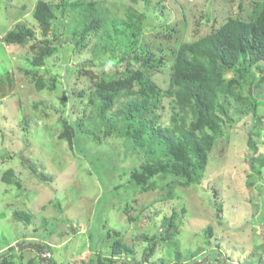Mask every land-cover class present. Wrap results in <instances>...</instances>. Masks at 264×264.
Segmentation results:
<instances>
[{"label":"rangeland","instance_id":"rangeland-1","mask_svg":"<svg viewBox=\"0 0 264 264\" xmlns=\"http://www.w3.org/2000/svg\"><path fill=\"white\" fill-rule=\"evenodd\" d=\"M44 1L54 11L57 40L38 29L32 16L36 0H0V257H7L0 264H28L29 259L43 264L40 256L46 250L37 248L43 243L53 264H99L97 256L109 254L116 238L131 249L113 264H170L176 253L181 264H248L253 255L264 258L259 246L264 243V104L254 108L231 96L221 98L232 121L223 118V132L198 183L175 186L171 197L158 188L131 187L142 158L120 137L98 142L82 130L87 96L79 94L91 87L85 70L101 75L123 69L125 61L99 63L114 60L123 48L103 52L98 32L76 42L82 6L69 5L97 1L99 15L119 25L129 5L142 13L147 24L135 52L158 56L157 69L149 74L165 88L178 45L204 35L227 16L247 18L253 0ZM63 3L69 5L64 12ZM20 20L35 31L33 40L7 43L4 35ZM46 37L52 49L36 66L30 45ZM38 75L45 81L42 90L35 87ZM242 93L264 102V70L254 83H244ZM168 101L163 99L160 110L165 121ZM62 117L75 127L72 144L59 138ZM249 135L257 146L254 152L248 149ZM9 168L19 184L2 180ZM174 211L177 232L169 236ZM19 212H26L29 220L18 218ZM151 242L153 250L144 258Z\"/></svg>","mask_w":264,"mask_h":264},{"label":"trees","instance_id":"trees-1","mask_svg":"<svg viewBox=\"0 0 264 264\" xmlns=\"http://www.w3.org/2000/svg\"><path fill=\"white\" fill-rule=\"evenodd\" d=\"M130 1L136 3L137 0ZM69 5L74 8L82 6V28L74 35V40L81 42L87 33L98 32L103 40V52L123 48L120 55L113 56L114 60L102 59L99 63L119 65L126 62L123 69H116L112 74L84 71L89 75L91 87L79 92L81 96H87L85 101L81 99L86 107L82 113V130L89 131L91 138L98 142L110 136L120 137L142 158L130 178L131 187L142 191L158 188L171 197L175 186L187 187L198 183L210 150L223 132V118L232 121L221 98L226 100L227 96H231L243 104H253L254 108L264 104L251 94L242 93L244 83H254L257 73L264 70L260 64L264 62V0L252 1L247 18L227 16L204 35L181 42L176 49L165 88L160 87L149 74L157 69L158 56L135 52L141 28L147 24L142 13L129 5L123 25H119L113 18L99 15L97 1L86 4L73 2ZM68 6L63 3L62 11H67ZM32 16L44 36L52 35L58 39L57 26L52 25L55 14L47 1L36 0ZM106 25L110 26L107 30ZM101 29L102 32H99ZM34 33L20 20L6 32L3 40L10 44H24L33 40ZM30 48L33 64L40 66L52 49L51 40L46 37L34 41ZM138 62H141L139 66L136 65ZM143 68H147V72ZM227 71H232L233 75L226 77ZM34 81L37 90L45 87L41 75L36 76ZM164 98L169 99L167 121L163 120L160 112L164 108ZM61 123L63 129L59 138L72 144V140L77 139L74 125L63 117ZM248 142V149L256 151V143L250 135ZM13 173L12 169H7L1 176L2 180L19 184L13 178ZM16 216L29 220L26 212H19ZM177 216L175 211L170 216L172 232L169 236L177 232ZM206 232L211 235L210 226H207ZM113 233L118 235L117 231ZM259 246L264 247V243ZM259 246L256 245L255 250ZM10 248L12 246L6 249ZM37 248L39 252H49L46 243L37 245ZM130 249L121 238H116L111 243L109 254L97 256L98 263L113 264L122 254H130ZM152 250L151 242L144 258H148ZM175 257L176 260L170 264H181L180 253H176ZM40 260L53 264L51 257L40 256ZM0 262L6 263L7 257L1 256ZM247 263L264 264V258L253 255L247 259ZM28 264L36 263L29 259ZM135 264L145 263L140 261Z\"/></svg>","mask_w":264,"mask_h":264},{"label":"built area","instance_id":"built-area-1","mask_svg":"<svg viewBox=\"0 0 264 264\" xmlns=\"http://www.w3.org/2000/svg\"><path fill=\"white\" fill-rule=\"evenodd\" d=\"M41 256L48 258L50 257V253L48 251H44ZM42 263L47 264L46 262H42Z\"/></svg>","mask_w":264,"mask_h":264}]
</instances>
